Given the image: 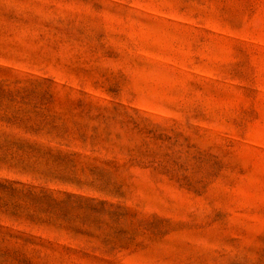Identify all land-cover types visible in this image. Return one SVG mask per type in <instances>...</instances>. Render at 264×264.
<instances>
[{
  "label": "rangeland",
  "instance_id": "1",
  "mask_svg": "<svg viewBox=\"0 0 264 264\" xmlns=\"http://www.w3.org/2000/svg\"><path fill=\"white\" fill-rule=\"evenodd\" d=\"M0 264H264V0H0Z\"/></svg>",
  "mask_w": 264,
  "mask_h": 264
}]
</instances>
